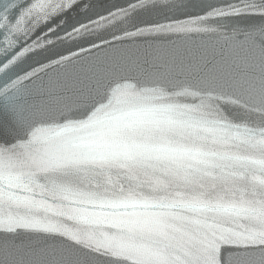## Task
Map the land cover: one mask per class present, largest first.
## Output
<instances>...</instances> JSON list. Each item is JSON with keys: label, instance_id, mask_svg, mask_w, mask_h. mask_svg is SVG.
Masks as SVG:
<instances>
[{"label": "snow or ice", "instance_id": "1", "mask_svg": "<svg viewBox=\"0 0 264 264\" xmlns=\"http://www.w3.org/2000/svg\"><path fill=\"white\" fill-rule=\"evenodd\" d=\"M0 264H264V0H0Z\"/></svg>", "mask_w": 264, "mask_h": 264}]
</instances>
